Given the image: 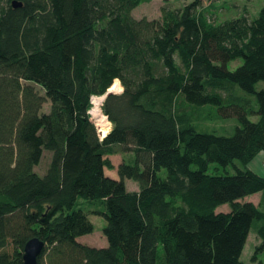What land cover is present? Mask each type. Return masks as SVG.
<instances>
[{"label":"trees","instance_id":"16d2710c","mask_svg":"<svg viewBox=\"0 0 264 264\" xmlns=\"http://www.w3.org/2000/svg\"><path fill=\"white\" fill-rule=\"evenodd\" d=\"M12 1L0 0V264H23L33 237L37 264H244L254 222L250 264H264V175L235 165L264 153V4L218 23L201 0L160 19L132 14L149 0ZM116 84L101 139L90 98ZM206 106L236 118L234 133L200 128ZM118 151L133 157L112 177ZM80 199L106 206L107 245L80 240L94 231Z\"/></svg>","mask_w":264,"mask_h":264},{"label":"rangeland","instance_id":"374dc122","mask_svg":"<svg viewBox=\"0 0 264 264\" xmlns=\"http://www.w3.org/2000/svg\"><path fill=\"white\" fill-rule=\"evenodd\" d=\"M194 0H149L142 2L139 4L133 11L132 14L140 19V18H148V19H160L161 18V9L163 6L168 5L172 7H181L185 4H188ZM203 7L209 8L213 13L210 14L211 20H215L216 22H223L226 19L239 16L241 14H246L250 18L256 16L261 7L264 4V0H201ZM242 62V58L231 61L229 63V67L234 69L237 65ZM116 80V79H115ZM114 80V82H115ZM122 85V83H121ZM119 89H116L112 92L114 93H122L123 86H118ZM123 88V89H122ZM41 92L44 93L43 89ZM224 95L228 92L230 93V89H222ZM181 106L185 110H190L189 106L184 102L181 103ZM49 108V103L45 104V110ZM194 117L197 123L200 125V128H204L207 130H214L219 134L231 135L234 133L237 120L234 117H217L214 114V110L212 108L206 107H198L195 110ZM252 120H258L257 115H251ZM108 126V125H107ZM108 130V127L106 128ZM112 130V129H111ZM113 165L114 168H106V173L109 176H118L117 167L118 165L126 160L131 161L133 155L130 152H115L106 156ZM51 158V153L46 151L41 162L36 166V170L43 174L48 168L49 162ZM235 165L244 168V169H252L253 171L264 175V153L258 155L254 160H252L248 165L242 164L239 160L235 161ZM234 165L229 167L231 172H234ZM213 171V165L210 169ZM165 175V171L162 172ZM126 186L128 190H137L139 189V183L134 179H126ZM249 200H253L255 203H258L262 199V192L255 193L249 197ZM80 205L84 207L85 210L88 211L89 217L94 223V231L92 233L86 234L82 236L81 240L95 246H105L107 245V238L104 234V227L107 224L106 218L100 210L106 211V206L103 203H92L85 199H80ZM229 210V204H223L219 206L218 211ZM257 223L254 222L252 229L248 235V239L246 245L244 247L241 261L244 264H250L252 262V255L254 253L256 245L260 243V238L257 235ZM260 260L264 261V251L259 254Z\"/></svg>","mask_w":264,"mask_h":264},{"label":"built area","instance_id":"2783aa9c","mask_svg":"<svg viewBox=\"0 0 264 264\" xmlns=\"http://www.w3.org/2000/svg\"><path fill=\"white\" fill-rule=\"evenodd\" d=\"M106 94H92L90 98V108L88 109V114L90 116V119L95 124L101 139H103L112 129V122L109 119V116L104 111V101L106 98ZM101 117L105 119L106 122H108V129L109 132L106 134L105 129L103 128L102 121L100 120Z\"/></svg>","mask_w":264,"mask_h":264},{"label":"water","instance_id":"95a60500","mask_svg":"<svg viewBox=\"0 0 264 264\" xmlns=\"http://www.w3.org/2000/svg\"><path fill=\"white\" fill-rule=\"evenodd\" d=\"M12 5L14 7H20L23 3L19 0H13ZM112 91H107L106 96ZM45 247V242L39 237H33L29 239L24 247L23 252V264H37L38 258Z\"/></svg>","mask_w":264,"mask_h":264},{"label":"bare ground","instance_id":"6f19581e","mask_svg":"<svg viewBox=\"0 0 264 264\" xmlns=\"http://www.w3.org/2000/svg\"><path fill=\"white\" fill-rule=\"evenodd\" d=\"M118 86H119V85L116 84L115 87L112 89V91H114V90H116V89H119ZM100 120L102 121L103 128L105 129V133L107 134V133L109 132V129L107 130L106 128H107V125H109V124H108V122L105 121V119H104L103 117H101Z\"/></svg>","mask_w":264,"mask_h":264},{"label":"crops","instance_id":"0c3cea01","mask_svg":"<svg viewBox=\"0 0 264 264\" xmlns=\"http://www.w3.org/2000/svg\"><path fill=\"white\" fill-rule=\"evenodd\" d=\"M114 177H117V176H114ZM253 201V200H252ZM82 237H80V240H81Z\"/></svg>","mask_w":264,"mask_h":264}]
</instances>
